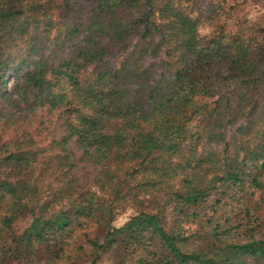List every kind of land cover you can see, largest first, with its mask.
Wrapping results in <instances>:
<instances>
[{
  "label": "trees",
  "instance_id": "trees-1",
  "mask_svg": "<svg viewBox=\"0 0 264 264\" xmlns=\"http://www.w3.org/2000/svg\"><path fill=\"white\" fill-rule=\"evenodd\" d=\"M251 5L0 0V264H264Z\"/></svg>",
  "mask_w": 264,
  "mask_h": 264
},
{
  "label": "rangeland",
  "instance_id": "rangeland-1",
  "mask_svg": "<svg viewBox=\"0 0 264 264\" xmlns=\"http://www.w3.org/2000/svg\"><path fill=\"white\" fill-rule=\"evenodd\" d=\"M264 12V5H262L261 7L255 6L252 8V5L250 7V13H251V18L252 17H256L258 15H260L261 13ZM134 214V210L127 208L126 210H121L119 211V214L116 216V220L113 223V225L115 227H119L122 224H124L128 218H130L132 215ZM102 264H108V263H102Z\"/></svg>",
  "mask_w": 264,
  "mask_h": 264
}]
</instances>
